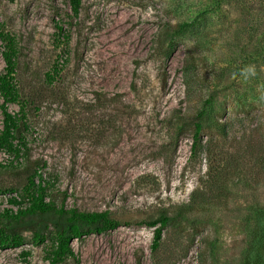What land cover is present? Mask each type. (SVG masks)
I'll list each match as a JSON object with an SVG mask.
<instances>
[{"label":"rangeland","instance_id":"obj_1","mask_svg":"<svg viewBox=\"0 0 264 264\" xmlns=\"http://www.w3.org/2000/svg\"><path fill=\"white\" fill-rule=\"evenodd\" d=\"M0 30L16 43L25 155L57 205L119 222L71 241L81 264L245 263L264 210V0H81L77 16L68 0H0ZM249 64L254 78L233 76ZM0 164L2 211L21 195L28 162L0 152ZM162 214L151 253L148 223ZM57 224L25 219L23 245L0 249V264H48L49 243L33 244V232Z\"/></svg>","mask_w":264,"mask_h":264},{"label":"trees","instance_id":"obj_2","mask_svg":"<svg viewBox=\"0 0 264 264\" xmlns=\"http://www.w3.org/2000/svg\"><path fill=\"white\" fill-rule=\"evenodd\" d=\"M73 16H77L81 6V0H68ZM188 23L177 26L174 31L177 33L184 31ZM59 36L64 42H68L69 36L64 32L62 26L55 24ZM171 30V28L167 29ZM160 36L157 42L158 47L164 55L171 52L164 47V39ZM0 41L2 49L1 57L4 62V73H0V96L3 99L2 128L0 130V152L12 156L13 162L23 159L28 162L25 167V183L20 196H13L9 202L17 206L16 211L4 208L0 211V249L16 248L23 245L24 238L18 233V228L27 218L56 217L60 225L54 231L41 234L39 231L33 232L32 243L35 245L48 242L45 260L48 264H63L71 259L74 264H81L78 256L71 248L73 239H81L90 233H102L115 229L119 222L110 217L108 211L87 212L76 209H66L63 205H57L52 194L49 183L44 181L40 174L38 162L30 161L26 153V131L28 129L26 104L21 100L18 90L14 84V71L16 66L17 48L14 38L0 30ZM188 57L185 60V67L188 68ZM58 73L56 66L49 79H53ZM8 103H17L19 111L12 114L8 111ZM202 112L197 114L201 118ZM201 133V122L195 121L193 143L191 152L195 153L201 146L199 135ZM9 165H12L11 163ZM0 167H6L0 164ZM261 226L253 234V242L249 244L244 264H264V210L261 211ZM169 217L162 214L160 220L148 223L154 227L153 238L150 246L151 253H155L160 247L162 230L167 225ZM158 224V226H156ZM89 225L91 228H84ZM29 252H24L27 256Z\"/></svg>","mask_w":264,"mask_h":264},{"label":"clouds","instance_id":"obj_3","mask_svg":"<svg viewBox=\"0 0 264 264\" xmlns=\"http://www.w3.org/2000/svg\"><path fill=\"white\" fill-rule=\"evenodd\" d=\"M257 75L256 66L249 64L242 67L239 72H233V76H239L243 78L244 81L249 80L250 78H254Z\"/></svg>","mask_w":264,"mask_h":264},{"label":"built area","instance_id":"obj_4","mask_svg":"<svg viewBox=\"0 0 264 264\" xmlns=\"http://www.w3.org/2000/svg\"><path fill=\"white\" fill-rule=\"evenodd\" d=\"M6 207H8L9 209H11V210H13V211H16V209H17V206L16 205H11V206H6ZM4 209V208H3ZM2 209V210H3Z\"/></svg>","mask_w":264,"mask_h":264}]
</instances>
